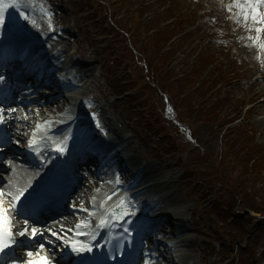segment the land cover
Masks as SVG:
<instances>
[{
	"label": "rangeland",
	"instance_id": "374dc122",
	"mask_svg": "<svg viewBox=\"0 0 264 264\" xmlns=\"http://www.w3.org/2000/svg\"><path fill=\"white\" fill-rule=\"evenodd\" d=\"M51 1L59 7L58 17L65 23L69 35L67 39L62 38V41L68 50L81 46L82 51L78 49V57L91 68V82L85 83L86 92L90 83V88L101 95L106 92L103 90L99 69L106 71V82L112 87L111 91L116 93L124 85L123 82L140 79L136 83L127 82V87L133 86L136 93L132 90L120 102L110 103L105 100L106 114L103 118L107 117L108 121L114 123L119 135L128 132L129 141H133L132 146L137 148L146 161L150 156L158 157L165 151L183 154L185 161L182 167L181 160L176 165L177 158L174 155L149 161L155 168L164 172L163 174L171 175L175 180L183 172V168L188 167L182 178L175 181L172 187L183 199V203L177 208L196 236L198 252L191 264H218L217 261L220 264H258L264 257V224L257 226L254 233L241 244L235 245V242L225 238L215 244L214 241L220 240L223 235H217L215 222L210 218L209 211H214V207H231L226 215H233L235 223H239V220L242 225V228L235 224L230 225L235 231L245 230L247 227L248 209L245 211V208L261 206L259 209L264 214V199L253 198L254 195L264 196V186L257 184L255 177L245 173L243 161V151L249 152L252 149L256 163L261 164L264 161V127L260 126V121L264 118V106L256 110V106L261 102L260 98H264V79L256 80L251 76L255 71L257 76H262L260 65L264 63V48L260 45L264 44V32L257 33L252 24L253 37L247 34L242 36L241 32L234 30V27L238 26L235 21L239 20V25L246 30L245 19L236 17L228 22L225 31L218 30V22L223 24L226 21L216 0H165V5L169 3L174 7V15L186 13V9H192L196 14L194 16L187 13L179 26L187 28L186 24L195 19L202 20L200 27L191 26L184 31V46L170 50V58L163 60L161 57L169 35L157 32L159 29H156V33L149 32L150 36L146 35L148 24H144L140 17H154L164 1L146 0L147 4L142 3L139 6L142 0H109L110 9L103 6L99 0ZM260 8V12L264 13V4ZM206 14L222 17V20L215 18L214 21V17L209 20L214 21L209 25L210 29H217L213 34L216 42H212V32L209 33L203 22ZM131 19L143 23L141 26L139 24L132 38L136 42L134 50L138 49L139 53H133L129 49L128 37L133 29H126L132 27ZM118 21H121V24ZM160 21L161 28L164 23L162 19ZM109 22L122 26V31L126 33L115 34L118 32L117 28L113 27L114 32L109 28ZM122 23H126V26ZM158 24L159 22H156V25ZM203 24L204 28L201 26ZM44 26L45 24L41 23L40 26L36 25V28ZM260 26L264 28V25ZM97 34L102 36L97 37ZM221 36L225 37L226 41L217 40ZM239 37L243 39L238 40ZM257 37V48L252 46L250 53H246L245 46L251 43V38L256 40ZM257 50L261 54L259 59L255 56ZM148 53H151L153 61L158 62L154 71L150 70L148 63L142 67L136 66V63L141 61L140 54ZM146 71L150 79L157 83L165 82L166 79L175 82L190 73L192 82L199 77L201 79L190 90L182 88L179 83L171 85L173 89L168 91L172 98L171 104L170 100L163 101L158 98L157 92L148 89L149 82L144 78ZM139 83L143 86H138ZM145 91L149 97V101L145 102L148 107L140 104L145 100ZM256 91L259 93L254 97ZM161 110L165 111L168 117L177 116V122H180V118L186 127L176 130L161 118ZM147 111L152 113L153 118L158 117L151 120L152 128L157 129V123H161L157 131L162 130L163 133L169 134L165 141H173V144L161 143L155 148L152 136L155 131H145L138 125H132L130 114L145 115ZM190 138L192 141H189ZM170 147H173V150H170ZM193 210L197 211L198 215L193 213ZM241 211H245V214H240ZM238 234L236 232L234 236L238 237Z\"/></svg>",
	"mask_w": 264,
	"mask_h": 264
},
{
	"label": "bare ground",
	"instance_id": "6f19581e",
	"mask_svg": "<svg viewBox=\"0 0 264 264\" xmlns=\"http://www.w3.org/2000/svg\"><path fill=\"white\" fill-rule=\"evenodd\" d=\"M232 4H236L238 0H230ZM246 53V49H244ZM76 73H78V70L75 68ZM83 76L88 77L86 73L84 75H80V79L76 81V83H79L80 80L83 82ZM251 76H256V75H251ZM258 78V77H257ZM73 80V79H71ZM69 84L66 85L68 87ZM251 86H253L251 84ZM250 87V86H249ZM49 91H53V96L52 98L46 97L45 95H39L40 98L38 100H30V108L32 109L30 111H27L25 107H21L22 105H19L16 109L15 112H13L9 118H10V125L12 128V136L16 139H18L19 144H22L23 139H27V143L35 139L37 142L39 139H41L42 145L39 146L40 150H43L42 154H45L48 157V163L44 166V168L41 170H38L40 165L33 164V166H21L19 165L16 161H14L11 157L10 154L12 152H9L5 155V166L7 167L6 173L4 175V193L7 195L8 193H14L16 190H18L17 187H24L29 185V183L35 185L39 184L41 182L42 175L48 171L49 167L50 170L53 168V166L60 162L65 160L64 155H60L57 153L55 156L52 154L49 156L46 146L47 145H52L50 142V136H58V135H63L64 131L63 128L60 126V124L67 122L66 114L62 113L64 109H67V105L65 102L68 103L69 100H73L74 98L71 97H64L63 95L61 96L59 93H56V90L53 89V87H50ZM259 92H255L253 96L255 97ZM26 99V97H24ZM263 105L258 104L256 106V110L261 109ZM21 107V108H19ZM67 112L69 110L67 109ZM60 113V114H59ZM27 116V119H24V116ZM31 121V122H30ZM42 121H45L46 123H43ZM39 126V127H37ZM260 126L264 127V119L260 121ZM111 129L113 127L111 126ZM115 133V131H114ZM35 134V136L33 135ZM22 138V140H21ZM24 139V141H25ZM103 139L99 138V142H101ZM111 146V143L108 144V148ZM56 148V146L54 147ZM138 155V152L136 150H130V152H127L125 150H118L114 152V156L116 157V162L115 164L119 166V169L121 170L120 175L121 178L125 180V174L122 171H125V167L121 165L119 159L124 158L126 166H127V171L130 172V169L134 164L136 163V157ZM25 158V156H24ZM111 159H107V162L109 164V161ZM117 167V166H114ZM137 166L135 167V169ZM134 169V170H135ZM85 177L82 180L81 184L87 186L85 188H82L81 192H87V194L83 195L80 197L78 200L77 204L80 202L83 204V206L79 205V207H74L70 208L68 213L70 212H75L79 216L83 217V221L81 223L82 227L90 226L93 224V229L96 228V225L98 221L101 218H104V214L108 213V210L112 206L114 199H116L119 195L125 192V189H119L117 191H111L112 188L114 187L115 183L110 187V184L112 183V178L109 176V173H104L102 176L98 175V177H91L90 179L88 178V173H84ZM157 175V170L156 169H150L149 172L145 173L144 179L149 178V177H155ZM93 178V183L91 182V179ZM95 178V179H94ZM87 180L88 182H86ZM151 180L145 181V183H150ZM2 183V184H3ZM138 184V182L135 183V185ZM32 185V186H33ZM159 185H162L164 187L165 192L163 194H159V198L162 196L164 200L168 201V204L166 206H162L161 203H159V200H156L155 197L149 198L148 196H144V194H139L136 192H133L130 196L124 197V200H127L129 202V208H133V204H135V207H138L139 200L142 199L143 201H146L147 204L145 206L149 207L150 210H153L155 216L153 219L154 221L157 222L159 220L165 219V228L170 230L171 224L169 223V219L171 217L169 216H163L161 215L160 210L164 209L166 211H169L173 218L176 219L177 221V226L178 229L176 230V234L180 235L177 237V247L179 248L177 251L180 255V261L178 263L180 264H188L191 260H193L194 256L196 255V242L193 240L192 237L187 236L190 232L188 231L189 229L186 228L185 223L183 222L181 216H180V211L177 209V206L183 203V199L181 196L176 193V191H171L170 189L172 187V179L168 176H165L162 178V181L159 183ZM79 193V192H78ZM115 193V195H113ZM111 196V199H108V197ZM7 207V205H5ZM83 207L85 209H88V211H83ZM99 212L102 214V216L93 221V215L95 212ZM89 212L92 214L89 215ZM70 215H73L71 213ZM131 219V217H130ZM59 220H61L65 225H71L73 223V218H70L69 216H62ZM95 224V225H94ZM131 224L127 225V227L130 228ZM81 227V228H82ZM118 226H113L111 229H103L101 232L103 233L102 235L109 240L115 229ZM64 228V227H63ZM58 229L57 234L58 236H50V239L52 242H57L59 244H64L65 240L69 241V244L71 243L70 240H75L72 237H69L68 232L65 229ZM157 230L161 233L163 232L161 224L158 226ZM64 236L65 238H61ZM59 237V238H58ZM91 239L85 240L84 242H90ZM92 242V241H91ZM100 244V242H98ZM43 244L44 247L41 248L40 245ZM42 250H45L49 253V257L52 261H54L55 256L52 253V250L42 241L38 244V249L37 251L42 252ZM159 250V247L157 246L155 251L151 254V256L148 259L149 264H175V263H169L168 260L165 257L164 250L162 252H156ZM165 261H164V260ZM142 260V264H145V260Z\"/></svg>",
	"mask_w": 264,
	"mask_h": 264
},
{
	"label": "snow or ice",
	"instance_id": "6c2138e0",
	"mask_svg": "<svg viewBox=\"0 0 264 264\" xmlns=\"http://www.w3.org/2000/svg\"><path fill=\"white\" fill-rule=\"evenodd\" d=\"M264 4V0H245V5H237L238 7H241V11L244 15L245 21H247L249 15L251 16V19L254 23L259 25H264V13H261L258 10V5ZM26 6V5H23ZM9 7H15L17 9H20L22 7V0H12V3H3L2 0H0V29H4L7 27V21L5 16V11ZM20 15L23 17L24 20H28V17L23 13L20 12ZM34 23V21H33ZM51 27V25H49ZM255 31L257 33L264 32V28L257 27L255 28ZM257 40L259 37L256 38ZM260 47L264 48V44H261ZM5 80V77L0 75V83H3ZM9 112H15L16 109H8ZM5 109L0 108V125L6 123L4 118ZM93 119H96V114L93 113ZM24 119H27V116H24ZM39 127V126H37ZM96 127L100 129L103 132V129L101 128V124L99 120H96ZM35 136V134H33ZM106 135V133H105ZM67 140L66 137L64 141H62L59 145L56 146L54 151L59 153L60 155H64L67 150ZM28 147L36 152V154L39 156L41 155V151L39 148V145L37 144V141L35 139H32L28 142ZM115 183L119 184V176L117 175ZM32 187V184L29 183L27 188L21 189L17 192V194L12 195L11 193H8L7 195L11 198V204L12 208H16L18 204L22 201V199L26 198V193L28 192V189ZM115 195V193H113ZM5 196V193L0 192V255L4 254L6 250L14 248L18 244V241L16 240V234L20 237H25L26 235L32 239L35 240V238L40 235L42 236V232L35 226L31 227L29 232L28 227V220H24V227L22 229H15L14 231V225L12 224L10 217L8 213L10 212V208L5 206L3 197ZM108 199H111V196L108 197ZM75 207V206H74ZM83 211H88V209H83ZM20 213L17 211V215ZM92 213L89 212V215ZM136 215L135 211L129 210V202L127 200H120L119 204L117 205L116 209H114L111 212H108L107 215L104 218H101L97 225L96 230L91 233V241H96L97 237L99 236L100 232L103 229H111L113 226H119L123 228V232L127 233L129 236L132 234L129 227L127 225L131 224L133 221L130 219V217H133ZM82 225L77 224L76 225V233L77 236H84L88 235V233L84 231H79L81 229ZM86 227V225H85ZM51 231V230H50ZM71 232L72 230H67ZM51 234L53 236H58V234L55 231H51ZM59 238V237H58ZM64 244L66 247L70 246L71 251L75 253L77 256H82L84 254H90L94 251V247H102L101 244L96 243H85L81 240L75 239L71 240V243L69 245V241L65 240ZM41 248L44 247L43 244L40 245ZM34 253L32 251L27 252V256L29 257L28 260L21 261V264H52L51 261L45 260L44 257H40L39 259H32ZM148 255L147 253L145 254ZM15 264V261L13 262ZM145 264H149L148 260H145Z\"/></svg>",
	"mask_w": 264,
	"mask_h": 264
}]
</instances>
